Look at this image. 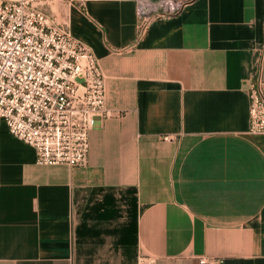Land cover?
Here are the masks:
<instances>
[{
  "label": "crops",
  "instance_id": "obj_1",
  "mask_svg": "<svg viewBox=\"0 0 264 264\" xmlns=\"http://www.w3.org/2000/svg\"><path fill=\"white\" fill-rule=\"evenodd\" d=\"M51 9L100 59L108 115L83 167L37 164L0 119V264H264V0H194L140 39L135 0Z\"/></svg>",
  "mask_w": 264,
  "mask_h": 264
},
{
  "label": "built area",
  "instance_id": "obj_2",
  "mask_svg": "<svg viewBox=\"0 0 264 264\" xmlns=\"http://www.w3.org/2000/svg\"><path fill=\"white\" fill-rule=\"evenodd\" d=\"M54 1L0 0V119L34 148L37 164L83 167L95 117L108 115L106 77L93 49L47 11ZM193 1L135 0L138 39L154 19L177 16ZM249 97V131L264 133V47ZM138 264L156 259L142 256Z\"/></svg>",
  "mask_w": 264,
  "mask_h": 264
},
{
  "label": "rangeland",
  "instance_id": "obj_3",
  "mask_svg": "<svg viewBox=\"0 0 264 264\" xmlns=\"http://www.w3.org/2000/svg\"><path fill=\"white\" fill-rule=\"evenodd\" d=\"M56 1H57V0H55V1L52 3V5L48 7V12H49V13H52V12H51V11H52L51 8H52V6L55 5Z\"/></svg>",
  "mask_w": 264,
  "mask_h": 264
}]
</instances>
